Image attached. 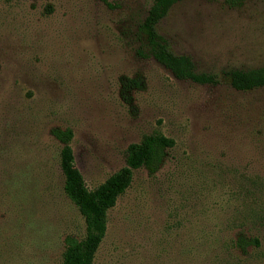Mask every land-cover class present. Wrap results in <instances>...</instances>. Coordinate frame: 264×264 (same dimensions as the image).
I'll use <instances>...</instances> for the list:
<instances>
[{"label":"rangeland","instance_id":"374dc122","mask_svg":"<svg viewBox=\"0 0 264 264\" xmlns=\"http://www.w3.org/2000/svg\"><path fill=\"white\" fill-rule=\"evenodd\" d=\"M152 0H0V264H62L85 223L64 195L72 132L89 190L128 145L173 141L158 171L133 170L93 264H264V88L222 73L264 67V0L178 2L156 25L217 85L175 79L149 54Z\"/></svg>","mask_w":264,"mask_h":264},{"label":"trees","instance_id":"16d2710c","mask_svg":"<svg viewBox=\"0 0 264 264\" xmlns=\"http://www.w3.org/2000/svg\"><path fill=\"white\" fill-rule=\"evenodd\" d=\"M184 0H152L142 22L141 30L151 57L177 80H187L197 85H217L216 75L198 72L193 61L185 55L172 53L156 31V25L171 7ZM234 7L241 0H222ZM231 88L236 91H251L264 88V67L254 69H229L222 73ZM51 135L61 145L58 158L63 166L64 195L74 204L85 223L82 238L68 236L64 240L62 264H93V259L102 240L105 220L119 196L130 186L133 170L144 168L154 174L160 167L165 152L173 141L161 134L145 136L139 143L128 145L125 164L106 178L99 186L89 190L82 175L74 166L70 141L72 132L68 129H54Z\"/></svg>","mask_w":264,"mask_h":264}]
</instances>
